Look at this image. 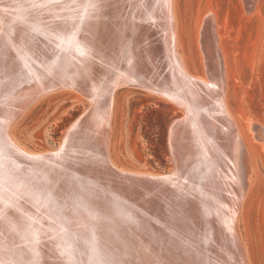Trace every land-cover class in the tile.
Returning a JSON list of instances; mask_svg holds the SVG:
<instances>
[{
    "label": "bare ground",
    "instance_id": "1",
    "mask_svg": "<svg viewBox=\"0 0 264 264\" xmlns=\"http://www.w3.org/2000/svg\"><path fill=\"white\" fill-rule=\"evenodd\" d=\"M198 33L204 77L178 52L174 0H0V264H250L238 222L264 128L230 115L214 12ZM121 87L181 109L169 172L112 161ZM60 90L88 108L58 148L26 149L11 128Z\"/></svg>",
    "mask_w": 264,
    "mask_h": 264
},
{
    "label": "rangeland",
    "instance_id": "2",
    "mask_svg": "<svg viewBox=\"0 0 264 264\" xmlns=\"http://www.w3.org/2000/svg\"><path fill=\"white\" fill-rule=\"evenodd\" d=\"M256 5L248 14L242 0H174L177 49L194 75L206 76L198 44L200 21L207 11L216 14L225 103L240 128L245 118L264 128V0ZM88 106L76 92H54L31 105L11 134L32 152L56 149L64 131ZM112 114L109 154L119 168L155 174L172 170L168 134L181 109L154 93L121 87L115 91ZM246 148L250 175L238 232L250 264H264V151L259 155Z\"/></svg>",
    "mask_w": 264,
    "mask_h": 264
}]
</instances>
